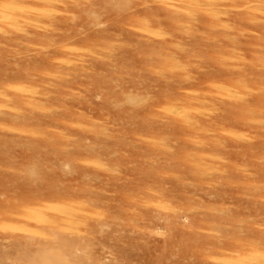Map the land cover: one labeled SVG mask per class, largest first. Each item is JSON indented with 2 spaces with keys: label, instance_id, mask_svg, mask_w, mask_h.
Masks as SVG:
<instances>
[{
  "label": "rangeland",
  "instance_id": "1",
  "mask_svg": "<svg viewBox=\"0 0 264 264\" xmlns=\"http://www.w3.org/2000/svg\"><path fill=\"white\" fill-rule=\"evenodd\" d=\"M0 264H264V0H0Z\"/></svg>",
  "mask_w": 264,
  "mask_h": 264
}]
</instances>
